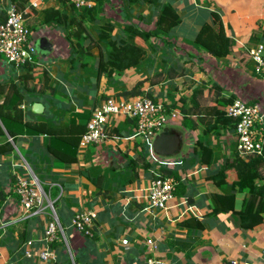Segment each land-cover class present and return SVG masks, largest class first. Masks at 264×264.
Returning <instances> with one entry per match:
<instances>
[{
    "label": "crops",
    "instance_id": "1",
    "mask_svg": "<svg viewBox=\"0 0 264 264\" xmlns=\"http://www.w3.org/2000/svg\"><path fill=\"white\" fill-rule=\"evenodd\" d=\"M131 1L129 8L121 6L118 10L113 9L114 0H107L103 13L99 14L101 20L88 25L91 41L95 39L92 44L98 37L97 29L107 20L116 24L113 36L117 35L121 25L130 21L148 32L155 31L158 15L168 4L177 8L181 23L170 35L146 41L143 44L145 55L137 65L122 73H114L112 77L102 76L99 84L96 65L76 71L71 69V49L66 38L73 27L58 22L44 23V10L55 8L71 16V4L46 0L42 9L30 12L27 23L32 34L34 31L36 35H32V39L37 44L38 40L45 38L53 46L50 54L39 53L35 66L39 71H49L52 87L60 84L64 89L54 88L61 101L58 94H29L27 100L30 103L26 101L23 105L25 117L64 127L73 113H91L108 97L131 91L141 83L142 96L151 94L154 100L165 101L170 107L181 109V118L168 126L172 128L169 133L179 131L184 134V147L177 158L182 163L177 170L187 185L186 194L176 195L168 212H149L143 192L150 180L147 173L140 171L136 176L129 168L126 178L121 181L127 160L130 163L139 151L132 141L127 140L135 130L134 120L119 121V128L127 137L119 136L120 140L115 145L109 143L86 150L78 147L75 165L56 166L57 161L44 152L46 137L38 140L22 138L15 154L0 156V192L7 197L0 219L5 223L0 230V264H56L58 260L57 252L51 263L43 262L39 257H27L26 252L30 248L19 243V232L13 228L31 219L24 217L23 208L17 204L12 191L13 174H29L18 164H23V160L31 170L30 175L36 177L41 185L60 189L54 200L50 192L46 194L55 202L56 215L64 233L63 241L73 262L77 255H81L86 264H145V258L153 255L167 264H225L234 260L239 264H264V224L243 231L238 226L235 213L207 216L214 209L215 193H232L230 187L221 186L214 177L225 160L236 151V136L232 132L214 135L203 133V129L189 130L183 123L185 114L182 112V108H188L186 116L189 114L194 120L205 117L209 121L212 116L206 112L224 98L225 101L234 98L264 106V83L255 74L249 56V49L258 44L251 39L252 34L264 30V0ZM9 3L10 0H0V25L7 19L4 10ZM134 9L138 11L136 18ZM227 41H232L229 55L218 58L209 53L220 54ZM92 53L97 57L99 49L95 47ZM53 58L56 63L51 62ZM9 67L0 57V94L4 86L10 85V89L11 84L20 85L22 71L14 73ZM89 67L95 72L87 71ZM120 74L122 78L118 79ZM153 77L161 79L153 80ZM74 82L87 84L84 89L90 90V95L84 93L86 98L80 102V108L70 106L73 101L66 94ZM51 101L66 110L56 114ZM35 103L45 107L41 115L30 113ZM30 157L34 159V165L29 162ZM113 161L117 162L116 166H112ZM99 176L106 178L101 187L92 182ZM119 178L121 182L117 180ZM244 198V194L236 195L237 211L242 208ZM90 211L95 212L97 218L93 237L88 239L73 229L71 220L78 212ZM34 218L38 220L30 240H33V249L38 251L53 217L51 212H45ZM191 218L202 223L204 229L181 225ZM19 220L22 221L17 223ZM151 237L158 241L157 251L147 246V239ZM123 240L128 244H123ZM90 242L92 245L88 246Z\"/></svg>",
    "mask_w": 264,
    "mask_h": 264
},
{
    "label": "trees",
    "instance_id": "2",
    "mask_svg": "<svg viewBox=\"0 0 264 264\" xmlns=\"http://www.w3.org/2000/svg\"><path fill=\"white\" fill-rule=\"evenodd\" d=\"M28 1L29 0H10L4 13L8 12L12 4L16 3L21 9L25 7ZM60 1L63 5L67 2L66 0ZM91 1H94L93 7L86 6L81 10L71 5V16L59 9H46L44 10V23L58 22L59 24H67L73 27V30L68 33V37L66 38L71 49V56L69 57L71 69L76 71L80 68L96 65L97 84H99L102 76L106 75L112 77L114 73H122L125 69L137 65L140 59L145 55L144 46L141 44H144L151 38L158 39L170 35L181 23L177 8L173 4H168L162 8L158 15L156 21L157 28L155 31L148 32L147 29L141 28L130 21L128 25H121L117 35L113 36L116 24L107 20L97 29L98 37L96 42L92 44L88 25L101 20L99 14L103 13L107 0ZM135 2L136 0L131 1V3ZM251 39L256 43L264 44V30L254 32ZM231 44L232 41H227L226 46L220 54L210 51L209 53L212 55L214 54L218 58H224L231 53ZM95 47L99 49L97 57L92 53ZM35 65L36 64H28L22 67L20 85L11 84L12 86L8 93H5L6 95L4 97H1V94L6 92L7 88L6 86L2 88L3 91L0 94V156L15 154L16 148L19 147V142L22 138L38 140L40 137H46L47 144L44 152L53 160L57 161L56 166L75 165L78 162L77 153L79 142L86 130V125L91 117V113H73L69 123L64 127L49 125L45 121L38 122L34 119H27L22 106L26 101L30 103V101L27 100L29 94H34L36 96L45 94L59 95V92L55 91L51 86L52 78L49 71L45 69L39 71ZM141 86V83L137 84L131 91H124L116 96H142ZM148 96L153 98L151 94H148ZM224 99L221 102L220 100L217 101V105L206 112L212 116V120L210 119L209 121H207L205 117H199L194 120L191 115L188 114L186 116L188 108H182V112L185 114L183 123L189 130L196 131L198 129H203L202 132L205 134L221 135L223 132L235 131L239 120L227 116L225 111V108L235 100L234 98L227 101ZM38 100L39 99L36 98V101ZM249 103L258 104L254 102ZM220 105L225 107L221 108ZM30 113L32 114V111H30ZM132 123L135 125L136 122L134 121ZM112 133L120 137H127L126 134L121 132L119 125L112 130ZM137 147L139 149V143L136 144V148ZM147 156V151L143 148L141 151L139 150L137 152L136 157L131 159L129 168L134 175L137 176L140 171H144L150 179L152 177L151 173L155 171L163 179L173 177L178 182L175 196L186 194L187 185L181 180L177 169L162 168L156 170L152 163L147 161ZM28 160L34 165V159L32 157L28 158ZM34 167H37L36 164ZM214 178L221 183V186L230 187L232 193H215L213 195L214 209L207 216H218L231 212L235 213L238 226L243 231L253 230L264 224V150L261 155L254 154L245 158L241 157L239 153L235 151L230 158L225 160L222 168L215 174ZM12 181H16L14 176L12 177ZM92 182L101 187V184L103 185L104 182H106V178L104 176H99L92 179ZM42 186L46 193H51L52 200L58 197L60 193L59 188L53 187L50 189L46 184H42ZM0 194L1 219L7 197L2 191ZM237 194L245 195L242 208L239 211H237L235 207ZM15 198L18 202L19 199L16 195ZM37 220L32 217L22 223L20 222L18 226L13 227L19 232L20 244H26L30 240L33 227H36ZM61 224L64 226L62 220ZM181 225L187 228L196 227L200 230L204 229V225L195 218L184 221ZM90 245H92V242L88 244V246ZM51 249L55 250L58 254L56 264L87 263L81 255H77L73 262L63 240L54 242Z\"/></svg>",
    "mask_w": 264,
    "mask_h": 264
},
{
    "label": "built area",
    "instance_id": "3",
    "mask_svg": "<svg viewBox=\"0 0 264 264\" xmlns=\"http://www.w3.org/2000/svg\"><path fill=\"white\" fill-rule=\"evenodd\" d=\"M46 0H29L24 8L13 5L7 12V19L0 25V56L9 66L16 69L28 64H37L39 51L36 42L32 39V31L28 26V17L31 11L40 10ZM76 9L86 6L93 7L91 0H66ZM249 56L255 67L256 75L264 83V44L258 43L249 49ZM24 109L25 106H22ZM181 109L170 107L165 101H157L147 96L110 97L91 111V117L86 125V130L81 136L79 150L89 147H102L106 144L115 145L119 136L114 135L112 130L120 120L131 119L136 122L135 130L127 140L134 145L139 143V150L147 151V161L152 163L156 170L162 168L177 169L181 161L166 160L158 157L153 150V142L156 135L173 121L181 118ZM227 116L239 120L233 131L236 136V151L243 158L258 154L264 150V106L251 104L248 101L237 99L225 108ZM118 147V146H116ZM115 147V148H116ZM117 149V148H116ZM22 166V165H21ZM29 174L15 172L16 181L13 184V193L19 199V206L23 208L25 218L42 216L48 209L53 217L41 240L42 246L37 251L33 249V240L26 245L30 248L26 256L39 257L46 263H51L56 258L55 251L51 246L56 241L64 240L63 229L54 208L55 202L51 200L36 177L30 175L28 167L24 165ZM150 178L148 186L143 189L147 200V210L168 212L170 204L175 199L178 182L175 178H161L155 171ZM24 218V219H25ZM97 218L95 212H78L71 220V226L76 232L86 237H93V225ZM0 222V230L4 227ZM128 244L127 240L122 241ZM147 246L153 251L159 249L158 241L154 238L147 239ZM145 264H167L163 259L156 256L145 258ZM225 264H239L237 260Z\"/></svg>",
    "mask_w": 264,
    "mask_h": 264
},
{
    "label": "water",
    "instance_id": "4",
    "mask_svg": "<svg viewBox=\"0 0 264 264\" xmlns=\"http://www.w3.org/2000/svg\"><path fill=\"white\" fill-rule=\"evenodd\" d=\"M52 44L45 38H41L37 42V48L40 54L48 55L51 53ZM45 110V107L41 103L33 104L31 111L35 114L41 115ZM172 128L170 126L165 127L155 137L153 142L154 153L166 160L177 159L184 147V134L179 131L169 133ZM117 162L113 161L112 166H116Z\"/></svg>",
    "mask_w": 264,
    "mask_h": 264
},
{
    "label": "rangeland",
    "instance_id": "5",
    "mask_svg": "<svg viewBox=\"0 0 264 264\" xmlns=\"http://www.w3.org/2000/svg\"><path fill=\"white\" fill-rule=\"evenodd\" d=\"M115 2H113L112 3V5H113V9H118V10H120L119 8H121V6L123 7V6H125V8H129V4H130V2H129V0H123V1H121V0H114ZM125 2V3H124ZM125 4V5H124ZM135 9H134V11H133V13H135ZM138 15V11H136V13H135V15H134V17L136 18V16ZM130 24V23H129ZM126 25H128V24H126ZM95 35H97L96 34V32L94 33ZM33 37H35L36 35H35V33H34V31H33ZM139 39H141V38H139ZM94 40L95 39H92V42H94ZM35 41V40H34ZM155 43H157V41L155 40L154 41ZM154 42H151V43H153V45L155 46L156 44L154 43ZM139 44V43H138ZM141 45H143V44H141ZM143 47V46H142ZM3 58V57H2ZM4 59V58H3ZM141 61V60H140ZM51 62L52 63H56L57 61L53 58L52 60H51ZM152 64H156V63H152ZM152 64H150V65H152ZM11 70H13V72L14 73H16V72H20V71H22V69H16L15 67H13V66H10L9 67ZM126 70V69H125ZM87 71H91L92 73H94L95 72V69H93L92 67H89L88 69H87ZM118 79L119 78H122L121 77V74H120V76L119 77H117ZM153 80H160L161 78L160 77H153L152 78ZM78 81H80L81 82V79H79ZM84 81V80H83ZM86 85L87 84H85V85H83L82 83H76V82H74V83H72V87L71 88H68V91L66 92V90H65V92H66V94L67 95H69L68 96V98L70 97L71 99H72V101H73V103H71L70 104V106H72L73 108H80V102L82 101V100H84L85 98H86V95H84V93H86L87 95H90V90H85L84 88L86 87ZM10 86V85H9ZM9 86H7V90L9 91ZM88 86V85H87ZM53 88H56L57 90H63L64 88L62 87V85H60V84H58V85H54V87ZM81 90V91H80ZM56 91V90H55ZM6 92H4L3 94H1V97H4L6 94H5ZM8 93V92H7ZM53 94H51V96H52ZM59 97H60V100L59 101H61L62 99H61V96L59 95ZM67 97H66V99H68ZM69 98V99H70ZM65 99V98H64ZM68 99V100H69ZM51 106H52V108H55V112H56V114L58 113V112H62V111H65L66 110V108L63 106V107H59L55 102H53V101H51ZM126 158V157H125ZM18 164L20 165V167H21V165H22V167H24V165L26 166V167H28V164H27V162H25L24 160H23V164H20L19 162H18ZM23 169V168H22ZM21 169V170H22ZM28 169H29V167H28ZM24 170V169H23ZM129 170V162H128V160H127V162H126V168L125 169H123V171H124V173H123V175L122 174H119L120 176L122 175V180H121V178H119V179H117L118 181H124V178H126V176H127V171ZM29 171L31 172V170L29 169ZM152 174V173H151ZM24 175H27V174H24ZM152 176H153V174H152ZM120 181V182H121ZM54 208H55V205H54ZM47 213H49L50 211H49V209L46 211ZM20 221H22V220H19L17 223H19Z\"/></svg>",
    "mask_w": 264,
    "mask_h": 264
}]
</instances>
